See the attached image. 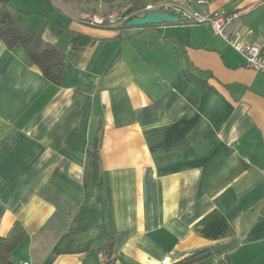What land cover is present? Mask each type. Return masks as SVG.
I'll use <instances>...</instances> for the list:
<instances>
[{"label": "crops", "instance_id": "1", "mask_svg": "<svg viewBox=\"0 0 264 264\" xmlns=\"http://www.w3.org/2000/svg\"><path fill=\"white\" fill-rule=\"evenodd\" d=\"M98 3L0 0L65 54L55 84L0 38V235L26 231L7 264H264V74L208 21L91 25ZM190 10L264 47V0Z\"/></svg>", "mask_w": 264, "mask_h": 264}, {"label": "trees", "instance_id": "2", "mask_svg": "<svg viewBox=\"0 0 264 264\" xmlns=\"http://www.w3.org/2000/svg\"><path fill=\"white\" fill-rule=\"evenodd\" d=\"M67 3L90 5L103 2L110 9H123L124 15H131L140 10L147 3L146 0H131L124 3L121 0H63ZM2 16L8 20L6 25H0V38L8 48L21 44L32 61L39 67L42 74L55 84H60L65 68V54L55 43L45 40L42 35L32 29H24L14 22L12 13L8 8L2 10ZM184 21V20H181ZM159 25V24H152ZM26 231L19 223H15L10 233L3 237L0 235V264H7L11 253L24 239ZM110 263H114L110 247L105 251ZM209 256L208 250L197 251L185 259L172 264H194Z\"/></svg>", "mask_w": 264, "mask_h": 264}, {"label": "built area", "instance_id": "3", "mask_svg": "<svg viewBox=\"0 0 264 264\" xmlns=\"http://www.w3.org/2000/svg\"><path fill=\"white\" fill-rule=\"evenodd\" d=\"M196 0H152L147 2L144 7L131 15L110 14L107 19L102 17L92 16L86 17V20L91 25L114 26L119 23L124 24L138 13L145 14L149 11H159L178 16L180 20L186 22H210L216 34L223 37L233 48L240 52L246 58V66L264 74V47L256 43L244 42L240 37L226 32V27L231 21L238 16V13H225L218 11L209 17H198L190 10L192 3ZM203 2L204 0H197ZM88 18V19H87ZM20 264H32L30 262H21Z\"/></svg>", "mask_w": 264, "mask_h": 264}, {"label": "water", "instance_id": "4", "mask_svg": "<svg viewBox=\"0 0 264 264\" xmlns=\"http://www.w3.org/2000/svg\"><path fill=\"white\" fill-rule=\"evenodd\" d=\"M178 16L165 12L149 11L143 15L132 17L126 22L127 27H142L152 24L176 23L179 22Z\"/></svg>", "mask_w": 264, "mask_h": 264}, {"label": "rangeland", "instance_id": "5", "mask_svg": "<svg viewBox=\"0 0 264 264\" xmlns=\"http://www.w3.org/2000/svg\"><path fill=\"white\" fill-rule=\"evenodd\" d=\"M93 4L96 5L97 7L99 5V3H93ZM101 5H102L101 8H99L101 11L100 14H101V17L104 19H107L110 14L117 15V14H121L124 11L123 9H116V8L110 9V7L103 2H101ZM138 15H143V14L138 13Z\"/></svg>", "mask_w": 264, "mask_h": 264}]
</instances>
